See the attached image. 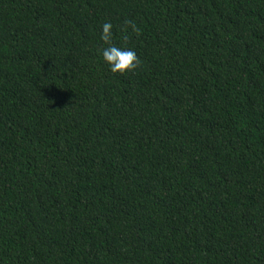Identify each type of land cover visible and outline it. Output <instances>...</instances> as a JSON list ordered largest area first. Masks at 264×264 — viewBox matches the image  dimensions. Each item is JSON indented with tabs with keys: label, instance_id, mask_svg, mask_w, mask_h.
Here are the masks:
<instances>
[{
	"label": "trees",
	"instance_id": "trees-1",
	"mask_svg": "<svg viewBox=\"0 0 264 264\" xmlns=\"http://www.w3.org/2000/svg\"><path fill=\"white\" fill-rule=\"evenodd\" d=\"M0 264H264V0H0Z\"/></svg>",
	"mask_w": 264,
	"mask_h": 264
},
{
	"label": "clouds",
	"instance_id": "clouds-1",
	"mask_svg": "<svg viewBox=\"0 0 264 264\" xmlns=\"http://www.w3.org/2000/svg\"><path fill=\"white\" fill-rule=\"evenodd\" d=\"M133 31H138L134 24L131 25ZM100 39L107 45L100 55L104 64L108 66L113 75H124L133 71L140 63L134 50L127 49L113 43V25L106 22L102 25Z\"/></svg>",
	"mask_w": 264,
	"mask_h": 264
}]
</instances>
